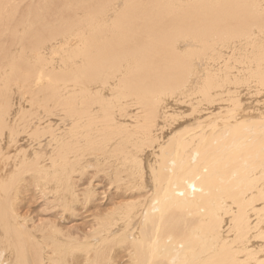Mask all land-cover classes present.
Segmentation results:
<instances>
[{"label": "bare ground", "instance_id": "obj_1", "mask_svg": "<svg viewBox=\"0 0 264 264\" xmlns=\"http://www.w3.org/2000/svg\"><path fill=\"white\" fill-rule=\"evenodd\" d=\"M0 168L1 264H264V0H0Z\"/></svg>", "mask_w": 264, "mask_h": 264}, {"label": "rangeland", "instance_id": "obj_2", "mask_svg": "<svg viewBox=\"0 0 264 264\" xmlns=\"http://www.w3.org/2000/svg\"><path fill=\"white\" fill-rule=\"evenodd\" d=\"M56 59H59V58H56ZM174 108L173 109H176V111H178V113H182V114H184V116H185V118L186 119H190V111H189V108L188 107H186V106H184V105H174L173 106ZM249 110H251V111H249ZM248 110V112H250V114H251V112L253 113V114H251V115H256V116H258V113L254 110V109H252V107L250 108ZM254 111H255V113H254ZM54 119V118H53ZM192 119V118H191ZM57 120H59V119H57V118H55L53 121L54 122H58L59 123V121H57ZM217 122H221V120H219V121H217ZM25 146H26V144H24ZM2 168V167H1ZM0 168V169H1ZM48 198V199H47ZM47 200H48V203L50 202V204H46V202H47ZM42 201H44V202H42ZM54 201H55V203H54ZM46 205H45V204ZM52 203V204H51ZM54 203V204H53ZM57 204L58 203H56V200L53 198V195H49V196H47V197H45V200H44V198L42 197V198H40L39 200H37L35 203H34V205H33V212H32V210H29V213H28V216H31L30 218L31 219H33V220H31V221H29V223H28V225L30 224V226L31 227H29L28 225H26V228H27V231H35V235H38V236H42L43 234H41L40 235V233L39 232H41V231H39V228H40V230H42L43 228H41L42 227V225L45 223H48L50 220H53V218H54V211H55V208L57 207ZM38 205V206H37ZM56 206V207H55ZM44 209H46V210H44ZM44 210V211H43ZM53 211V212H52ZM59 211H60V209H59ZM35 212V213H34ZM39 212H41V213H39ZM50 212V213H49ZM34 213V214H33ZM46 214V215H45ZM34 224V225H33ZM32 225H33V227H32ZM69 225L70 226H74V227H77V228H75V229H78V228H81V229H83L84 228V226H83V222L80 220V219H75L72 223H69ZM79 225V226H78ZM36 226V227H35ZM40 226V227H39ZM28 228H30V229H28ZM35 229V230H34ZM38 229V230H37ZM39 231V232H38ZM37 233V234H36ZM1 260H3L1 257H0V261ZM1 264V263H0Z\"/></svg>", "mask_w": 264, "mask_h": 264}]
</instances>
